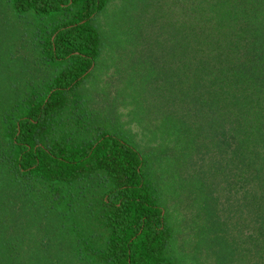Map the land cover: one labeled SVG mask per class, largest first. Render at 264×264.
<instances>
[{"label": "trees", "instance_id": "trees-1", "mask_svg": "<svg viewBox=\"0 0 264 264\" xmlns=\"http://www.w3.org/2000/svg\"><path fill=\"white\" fill-rule=\"evenodd\" d=\"M2 1L14 15L33 17L40 59L57 72L41 88L11 90L16 79L7 90L0 81V264H177L165 208L134 142L109 128L87 138L50 137L55 118L82 102L78 88L103 44L93 20L109 0ZM130 2L145 15L139 36L152 25L156 3ZM175 3L179 14L167 25L185 87L166 108L168 136L173 145L208 141L218 157L208 170L242 190L245 220L240 212L236 228L247 230L244 242H229L226 221L206 205L204 240L215 263L264 264V0ZM82 204L100 236L77 230ZM55 240L71 254H51Z\"/></svg>", "mask_w": 264, "mask_h": 264}, {"label": "rangeland", "instance_id": "rangeland-1", "mask_svg": "<svg viewBox=\"0 0 264 264\" xmlns=\"http://www.w3.org/2000/svg\"><path fill=\"white\" fill-rule=\"evenodd\" d=\"M130 1L109 0L106 10L93 20L103 39L100 57L78 88L81 104L77 109L68 106L55 118L50 137L87 138L107 128L128 136L146 157V172L157 187L172 229L169 250L176 263L216 264L204 240L210 234L206 205L216 207L218 216L226 221L229 242L238 237L244 242L247 230L236 228L240 212V221L245 220L243 208L238 209L242 190L230 188L208 170L218 159L208 141L195 137L189 143L173 145L168 136L166 108H174L173 95H182L185 87L179 49L173 45L167 25L178 16L179 4L151 0L156 3L151 5L152 25L147 31L144 24L138 36L137 25L141 20L144 23L145 15L134 10ZM157 35L160 40L153 46L152 38ZM56 72L40 59L33 17L14 15L0 0V81L5 88L9 90L16 79L11 90L41 88ZM208 198H216L215 204ZM75 218L80 233L101 235L84 204L76 208ZM53 243L57 245H50L51 254H71L70 246L58 240Z\"/></svg>", "mask_w": 264, "mask_h": 264}]
</instances>
